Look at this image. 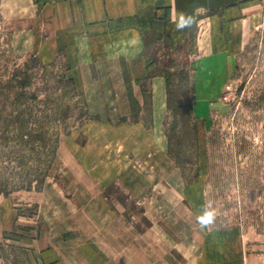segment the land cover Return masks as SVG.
I'll return each instance as SVG.
<instances>
[{
    "label": "rangeland",
    "instance_id": "1",
    "mask_svg": "<svg viewBox=\"0 0 264 264\" xmlns=\"http://www.w3.org/2000/svg\"><path fill=\"white\" fill-rule=\"evenodd\" d=\"M35 7L0 0V264H196L207 232L264 264V1L231 60L202 64L213 93L199 103L194 27L175 44L146 34L167 103L135 133L153 119L124 63L82 85L63 55L42 63Z\"/></svg>",
    "mask_w": 264,
    "mask_h": 264
},
{
    "label": "crops",
    "instance_id": "2",
    "mask_svg": "<svg viewBox=\"0 0 264 264\" xmlns=\"http://www.w3.org/2000/svg\"><path fill=\"white\" fill-rule=\"evenodd\" d=\"M263 1L34 0L31 48L45 64L63 55L80 85L91 77V67L115 69L124 63L132 96L141 106L140 111H144L143 105L148 103L153 119L150 126L137 120L124 127L130 129V133L155 129L160 127L166 111L167 89L164 75L152 71L155 63L149 57L146 34L175 44L186 37L188 30L187 26L182 30L177 28L182 23L181 14L194 18L195 46L203 51L195 75L199 103L200 96L213 93L207 87L212 79L207 81L202 64L218 63L223 57L231 60L232 50L241 46L244 33ZM138 137L130 138L137 142ZM211 236L208 232L205 234L203 254L196 264H241V259L226 252L224 245L216 242L215 246Z\"/></svg>",
    "mask_w": 264,
    "mask_h": 264
},
{
    "label": "clouds",
    "instance_id": "3",
    "mask_svg": "<svg viewBox=\"0 0 264 264\" xmlns=\"http://www.w3.org/2000/svg\"><path fill=\"white\" fill-rule=\"evenodd\" d=\"M182 23L177 25L178 30H182L184 27H191L195 23L194 18L185 17V14H181ZM200 225L202 227H207L211 225L214 221V213L208 209H205L201 215L197 217Z\"/></svg>",
    "mask_w": 264,
    "mask_h": 264
},
{
    "label": "trees",
    "instance_id": "4",
    "mask_svg": "<svg viewBox=\"0 0 264 264\" xmlns=\"http://www.w3.org/2000/svg\"><path fill=\"white\" fill-rule=\"evenodd\" d=\"M68 115V107L65 108L64 112L62 113L60 118H64L65 116ZM60 118H56V120L59 122Z\"/></svg>",
    "mask_w": 264,
    "mask_h": 264
}]
</instances>
